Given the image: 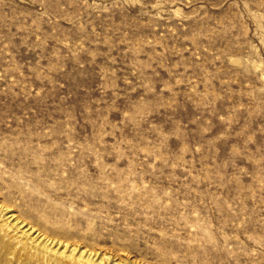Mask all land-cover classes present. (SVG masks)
<instances>
[{
	"label": "rangeland",
	"instance_id": "374dc122",
	"mask_svg": "<svg viewBox=\"0 0 264 264\" xmlns=\"http://www.w3.org/2000/svg\"><path fill=\"white\" fill-rule=\"evenodd\" d=\"M90 255L264 264V0H0V264Z\"/></svg>",
	"mask_w": 264,
	"mask_h": 264
},
{
	"label": "bare ground",
	"instance_id": "6f19581e",
	"mask_svg": "<svg viewBox=\"0 0 264 264\" xmlns=\"http://www.w3.org/2000/svg\"><path fill=\"white\" fill-rule=\"evenodd\" d=\"M7 214H5V215H7ZM12 218H13V216L11 215L6 220H10ZM23 228L24 227H20V229H23ZM26 232H28V235L31 233L35 234V231L32 228L24 231V233H26ZM40 238H41L40 235H38V236L34 237L32 240H36V241L40 240L39 244H43L41 251L47 253L49 256L56 257V255H59L58 259H63V257H65L66 253L69 251L68 246H66V245H62L61 243H56V242L55 243L54 242L49 243L48 241H46L44 243V241ZM76 252H77L76 249L70 250L69 257L73 258V256L75 255ZM84 253L85 252H82L79 256V259L81 261H83L85 258ZM94 257H98V256L94 255ZM85 263L86 264H111L109 262V260H105V259H101L98 263H96V260H94L93 257H91V255L86 257Z\"/></svg>",
	"mask_w": 264,
	"mask_h": 264
}]
</instances>
